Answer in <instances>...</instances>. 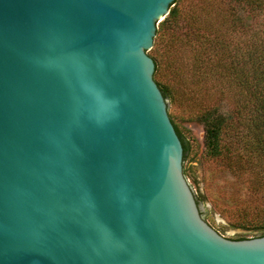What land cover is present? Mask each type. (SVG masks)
<instances>
[{
    "label": "water",
    "instance_id": "water-1",
    "mask_svg": "<svg viewBox=\"0 0 264 264\" xmlns=\"http://www.w3.org/2000/svg\"><path fill=\"white\" fill-rule=\"evenodd\" d=\"M174 0H0V264H264L200 213L153 78Z\"/></svg>",
    "mask_w": 264,
    "mask_h": 264
},
{
    "label": "trees",
    "instance_id": "trees-1",
    "mask_svg": "<svg viewBox=\"0 0 264 264\" xmlns=\"http://www.w3.org/2000/svg\"><path fill=\"white\" fill-rule=\"evenodd\" d=\"M184 1L174 0L168 14L156 24L153 47L147 51L154 61L153 78L167 108L185 106L189 111L185 118L202 125L205 157L221 158L241 171L251 163L262 174L251 171L250 179L264 181V0H233L249 13L261 16L262 22L254 28L235 7L220 9L216 20L212 18L215 2L195 1L184 11ZM180 19L186 26L181 36L175 33ZM229 92L233 97L230 111L205 100L211 98L210 94L225 96ZM175 109L168 114L182 144L184 162L189 159V144L184 129L175 123ZM226 138L241 141L247 155L237 151L231 163L236 147ZM183 172L187 178L185 167ZM194 196L200 207L203 199L196 193ZM238 223L251 233L230 239L264 235V214Z\"/></svg>",
    "mask_w": 264,
    "mask_h": 264
},
{
    "label": "rangeland",
    "instance_id": "rangeland-1",
    "mask_svg": "<svg viewBox=\"0 0 264 264\" xmlns=\"http://www.w3.org/2000/svg\"><path fill=\"white\" fill-rule=\"evenodd\" d=\"M195 1L215 2L216 9L212 18L216 20L220 9L235 7L237 13L251 27H257L262 22L261 16L249 13L247 9L236 5L233 0H185L183 10L191 9L190 3ZM185 27L183 19H180L179 29L175 33L181 36L186 30ZM239 37L244 38V36ZM217 94H210L211 98H205V100L211 104H219L223 111H230L233 108L232 93H226L225 96ZM175 108L172 106L168 108V111L175 109V123L184 129L186 142L189 144V159L183 162V167L188 170L187 180L193 193L203 199L200 204V212L203 218L224 237L231 238L239 234H250L251 230L238 226V222L246 218L249 219V216L255 217L264 214V181H253L248 174L258 170V167L249 163L245 165L244 171L235 170L221 158L205 157L202 143L204 135L202 125L192 118H185L186 114L189 113L185 106H176ZM233 119L236 120L237 117ZM225 141L236 147V150H233L231 163L236 160L237 151H242L245 156L246 152L241 141L236 143L234 139L230 138H226ZM258 171L261 172V170Z\"/></svg>",
    "mask_w": 264,
    "mask_h": 264
},
{
    "label": "flooded vegetation",
    "instance_id": "flooded-vegetation-1",
    "mask_svg": "<svg viewBox=\"0 0 264 264\" xmlns=\"http://www.w3.org/2000/svg\"><path fill=\"white\" fill-rule=\"evenodd\" d=\"M202 215V214H201Z\"/></svg>",
    "mask_w": 264,
    "mask_h": 264
}]
</instances>
